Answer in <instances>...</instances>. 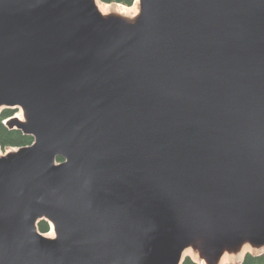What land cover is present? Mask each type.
Wrapping results in <instances>:
<instances>
[{"label": "water", "instance_id": "obj_1", "mask_svg": "<svg viewBox=\"0 0 264 264\" xmlns=\"http://www.w3.org/2000/svg\"><path fill=\"white\" fill-rule=\"evenodd\" d=\"M139 2L0 0V109L34 137L0 156V264L264 246V0Z\"/></svg>", "mask_w": 264, "mask_h": 264}, {"label": "trees", "instance_id": "obj_2", "mask_svg": "<svg viewBox=\"0 0 264 264\" xmlns=\"http://www.w3.org/2000/svg\"><path fill=\"white\" fill-rule=\"evenodd\" d=\"M103 3H120L126 6L134 4L135 0H101ZM17 111L11 108H5L0 112V146L6 150L8 148H20L26 145H31L34 142L32 135L25 134L21 129L12 127L7 123V119L12 117ZM6 121V122H5ZM63 161L62 158H58ZM39 229L43 233H47L51 229L50 222L41 220ZM183 264H202L188 256L183 261ZM240 264H264V252L261 254L247 253Z\"/></svg>", "mask_w": 264, "mask_h": 264}, {"label": "bare ground", "instance_id": "obj_3", "mask_svg": "<svg viewBox=\"0 0 264 264\" xmlns=\"http://www.w3.org/2000/svg\"><path fill=\"white\" fill-rule=\"evenodd\" d=\"M95 1L97 3V6H98L100 12L103 15L117 14V15L125 17L126 19L133 20V19H135V16L137 14V9L136 10H134V9L129 10L130 7L126 8V5L123 6V5H119L118 3H110V4L104 3L103 4V3H101V0H95ZM135 5H136V7H138V9L140 8L139 0L135 1ZM16 118H18L21 121H25L24 113H23V118H21V115H18V114L16 115ZM11 152H13V151H9L8 153H11ZM0 156H1V154H0ZM53 227L54 226L52 224V228ZM260 248L264 249V246L260 247ZM247 249L254 250L255 247L252 244H250L249 242H246L242 245V247L239 250L234 251V253H230V252L225 251V253L221 257V259L219 260V264H225V262H228L232 258L233 259H236L238 257L241 258V256L243 255V253ZM185 255H189V256L193 257V259L196 261L199 260L200 262L206 263V261L200 257L198 250L194 246L187 247L183 252V257Z\"/></svg>", "mask_w": 264, "mask_h": 264}, {"label": "rangeland", "instance_id": "obj_4", "mask_svg": "<svg viewBox=\"0 0 264 264\" xmlns=\"http://www.w3.org/2000/svg\"><path fill=\"white\" fill-rule=\"evenodd\" d=\"M136 1V0H135ZM101 3H103V2H101ZM104 4V3H103ZM107 4V3H106ZM108 4H110V3H108ZM119 5H123V4H120V3H118ZM123 6H125V5H123ZM130 7V8H129ZM126 8H129V10H136L137 9V14H136V16H138L139 14H140V8L138 9V7H136V5H135V2H134V4L133 5H131V6H126ZM135 16V17H136ZM6 107L5 106H3V107H1V109H0V112L3 110V109H5ZM11 109H14V108H11ZM17 112L15 113V115H21V118H23V113H24V111L22 110V109H15ZM8 124H9V121H8ZM14 127H17V125H15ZM18 150V148H15V147H12V148H8V149H6V150H4L1 146H0V154H1V156H3V155H6V154H8V152L9 151H17ZM50 225H51V229H50V231L49 232H47V233H44L46 236H48V237H56V232H55V230H54V227L52 228V224L50 223ZM251 244V243H250ZM255 247V249L254 250H251V249H247V250H245V252L243 253V255L241 256V258H236V259H231V260H229L228 262H225V264H239V263H241V261L243 260V258H244V256L247 254V253H253V254H261V253H263L264 252V249H262V248H260V247H256V246H254ZM234 251L235 250H226V252H230V253H234ZM189 255H185L184 257L186 258V257H188ZM191 257V256H190ZM193 258V257H192ZM196 261V260H195ZM198 262H200L199 260H198ZM217 264H219V263H217Z\"/></svg>", "mask_w": 264, "mask_h": 264}]
</instances>
